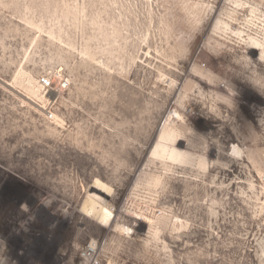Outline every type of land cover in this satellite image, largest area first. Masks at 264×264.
<instances>
[{
	"label": "rangeland",
	"instance_id": "374dc122",
	"mask_svg": "<svg viewBox=\"0 0 264 264\" xmlns=\"http://www.w3.org/2000/svg\"><path fill=\"white\" fill-rule=\"evenodd\" d=\"M0 264H264V0H0Z\"/></svg>",
	"mask_w": 264,
	"mask_h": 264
},
{
	"label": "built area",
	"instance_id": "2783aa9c",
	"mask_svg": "<svg viewBox=\"0 0 264 264\" xmlns=\"http://www.w3.org/2000/svg\"><path fill=\"white\" fill-rule=\"evenodd\" d=\"M40 84L44 88H48V89H53L54 88L52 80L50 78H48V77L41 78L40 79ZM93 252H94V250H87L85 252L84 257L86 258V260L90 258V256L92 255Z\"/></svg>",
	"mask_w": 264,
	"mask_h": 264
},
{
	"label": "bare ground",
	"instance_id": "6f19581e",
	"mask_svg": "<svg viewBox=\"0 0 264 264\" xmlns=\"http://www.w3.org/2000/svg\"><path fill=\"white\" fill-rule=\"evenodd\" d=\"M254 48V47H253ZM255 49V48H254ZM90 250H95L94 248H91Z\"/></svg>",
	"mask_w": 264,
	"mask_h": 264
}]
</instances>
